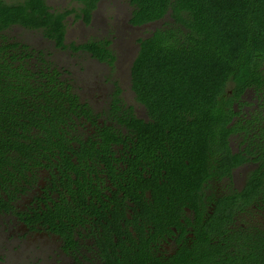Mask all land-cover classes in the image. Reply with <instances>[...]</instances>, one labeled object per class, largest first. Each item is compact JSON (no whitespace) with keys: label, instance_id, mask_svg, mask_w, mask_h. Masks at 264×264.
I'll list each match as a JSON object with an SVG mask.
<instances>
[{"label":"trees","instance_id":"16d2710c","mask_svg":"<svg viewBox=\"0 0 264 264\" xmlns=\"http://www.w3.org/2000/svg\"><path fill=\"white\" fill-rule=\"evenodd\" d=\"M77 1L90 23L101 0ZM126 1L130 25L163 20L131 65L147 118L118 85L95 109L49 53L8 34L38 30L113 66L111 40L66 42L73 8L0 0V216L43 225L73 264H264V0ZM244 165L239 188L233 172ZM111 186L121 207L133 202L134 232L99 207ZM27 195L31 206L18 208ZM101 213L107 224L85 226Z\"/></svg>","mask_w":264,"mask_h":264},{"label":"rangeland","instance_id":"374dc122","mask_svg":"<svg viewBox=\"0 0 264 264\" xmlns=\"http://www.w3.org/2000/svg\"><path fill=\"white\" fill-rule=\"evenodd\" d=\"M16 1V0H7ZM53 9L73 8L75 13L66 19V42H83L89 39L111 40V49L116 56L113 66L100 62L88 53H73L72 50H60L46 39L41 31L29 30L14 26L8 34L36 48L45 50L53 61L72 78L80 97L89 102L95 109L107 108L108 101L118 85L122 97L134 106L139 117L147 118L145 107L136 99L131 89V65L138 51V40L147 36L163 20L143 26H132L129 23L132 6L126 0H101L92 15L90 23L77 16L79 2L77 0H46ZM233 150L237 151L238 142H232ZM250 165L235 170V182L243 183ZM30 197L24 196L18 202V208ZM15 215L0 218V264H72L70 256L61 251L59 237L50 233L39 232L29 234ZM61 247V248H60Z\"/></svg>","mask_w":264,"mask_h":264},{"label":"flooded vegetation","instance_id":"af4514ba","mask_svg":"<svg viewBox=\"0 0 264 264\" xmlns=\"http://www.w3.org/2000/svg\"><path fill=\"white\" fill-rule=\"evenodd\" d=\"M231 145H232V143H231ZM128 154H129V152L122 151V152L114 153L113 155H117V158H121V157H126ZM122 161L123 160H120L119 161L117 159H113V162L115 163V167L117 169L118 168L120 169V163H122ZM103 168H104V164H103ZM102 176H104V177L106 176L107 177V174L105 172H103L102 173ZM233 182H234V185L237 186V187H239V188L244 183V181H243V183H241V184L238 185L235 182V171L233 172ZM111 188H112L111 190L107 189V190H104V191L98 193L99 198H101V201L98 202L99 203V207H102V206H105V208L109 207L107 209V211H109L107 217H109V219L114 222L115 225H112V226H130V229L133 230V232H134L135 213H134V204H133V202H131V201H129L127 199V200H125V204L123 205V207H121L122 206V203H121L120 197H123V192L118 191L115 186H111ZM152 195H153L152 194V191H145L144 192V196L146 197V201H148L149 203L152 202ZM23 197L24 196H22V199H23ZM32 200H33V197H30V199L24 205V207H23L24 209L23 210H27L31 206ZM20 209H22V208H20ZM116 210L118 211V214H119L120 211H122L124 213H121L120 216H117L116 215V212H115ZM113 213L115 214L114 217H112V214ZM9 215L11 216V215H15V214H9ZM101 215H102V213H101ZM1 217H3V216H0V218ZM86 218L88 219V216H86ZM100 219L102 220V221H100V223H94L90 219V221L92 223H86L85 226H92V225H95V226H104V224L106 223V221H105L106 218L102 215ZM18 221L20 222V225L19 226H22L23 228H25V230H27L29 234L32 233V234H34L36 236V235H39L40 234L39 232H44V233H50L53 236L59 237L55 233L48 232L47 230L41 229L39 227V226H43V225H39L38 224V225H36V226H38L37 227L38 229H32V228H29L28 227L29 226L28 224H25L19 218H18ZM141 224L142 223H140L139 225H141ZM145 225H148V224H145ZM188 229H190V227H188ZM191 236H192L191 233H187L186 234V237H191ZM169 240L172 243V249H174L176 247V239H169ZM61 247H62V243H61ZM84 249H85L86 254L87 255H90L91 252H89L86 248H84ZM61 251H63L62 248H61ZM63 253L64 254H67L65 251H63Z\"/></svg>","mask_w":264,"mask_h":264}]
</instances>
